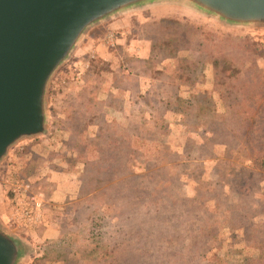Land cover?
Segmentation results:
<instances>
[{
	"label": "rangeland",
	"instance_id": "1",
	"mask_svg": "<svg viewBox=\"0 0 264 264\" xmlns=\"http://www.w3.org/2000/svg\"><path fill=\"white\" fill-rule=\"evenodd\" d=\"M122 19L124 20L120 21L117 26L128 21L131 24L124 30L127 32V39H123L119 44L113 40L116 38V40L121 41L120 34L124 33L120 29L123 27L112 29L107 24L93 29L71 59L56 71L47 92V132L43 136L20 140L10 150L0 167V218L5 219L8 225L7 218L14 207L12 195L8 191V183L10 178L27 179L26 176L29 172L24 164L30 153L27 144L39 139H48L49 145L54 150L51 149L54 158L47 165L50 182H62L64 178L60 173L64 168L75 175L71 187L72 193L68 195L65 202H58L57 204H54L52 200L47 201L45 193L36 190V188L41 189L42 185L46 189L50 188L49 180L46 181L47 183L43 182L42 185L36 181L35 188L30 186L33 193H40L43 196V222L36 226L27 224L17 227L11 226L19 234L25 245L22 264H32L40 255L39 239L47 229L68 222L65 228L77 229L73 233L77 238L89 232L91 229L89 217L96 210L103 213L108 210L106 194L101 189H93V184L97 178L95 168L98 166L97 160H95L97 153L94 145L90 146L86 141L81 145L74 144L79 139L78 136H72V134L77 133L78 130L80 133L85 122H87L86 132L89 138L95 137L100 129L104 130L102 139L95 144L102 154H106L107 157L105 158L108 164L115 166L116 171L120 170V167L124 168L116 173L114 179L110 177L112 171L107 174L105 179L107 186L116 178L122 179L131 174H141L147 172L148 169L152 170V166L148 168L146 165V160L152 157L160 159V152L163 155L170 154L171 156L172 154L168 159L170 164L181 163V171L178 174L181 177V192L186 197H194L197 188L201 186V192L205 197L213 198L216 204L223 202L222 207L219 208H213V201L208 202L207 214L217 215L218 213V215L221 214L219 215L221 218L216 227L218 228L216 235L209 240V251L206 255L215 254L222 259V262L229 264H242L248 257L260 256L263 252L259 248L246 245L241 241V230L244 227L248 229V227L243 226L242 229H239L241 226L239 219L249 213L248 223H258L259 220L264 222V172L254 168V162L247 159L253 153L258 152L257 155H262L264 152V27L226 28L207 16L197 15L188 6L149 8ZM163 39H169L173 45L166 48L165 51H157L162 53L160 57H154L156 54L154 52L152 62L159 68L169 60L180 58L185 60L186 68L194 72L199 65V59H206L205 51L209 50L217 55L226 54L237 63L240 62V67H238L243 72L250 70L251 66L256 64L262 78H258L252 86H249L258 90L246 87L249 91L247 95L253 91V95L258 92L257 94L262 96L259 101L252 100V97L249 100H244L246 109L240 114V117L244 118V125L247 123L252 126L250 135L253 138L249 142H245L246 136L249 134L247 128L243 129L244 133L241 132L239 139H231L229 147H226L221 141L228 138L223 135L220 129H217L219 123H206L205 129L208 131L198 129L194 121L196 117L194 109L187 111L185 126L175 122L178 117L171 111L165 113L166 126L160 129L154 127L151 122L152 111L143 104L137 105L134 97L126 98L122 104H117V102H114L112 106L107 104L106 93L102 87L98 88L101 81L99 75L93 72V64H96L98 60H107L113 65H117L120 60H125L131 56L140 57L137 55V50L140 48L141 51L149 49L144 57L147 58L150 55L152 42L161 43L160 40ZM201 40L206 45L203 49L198 47ZM129 46H132L131 51H127ZM209 64L214 67V73H212V77H214L212 87H214L222 82V77L218 70L217 60ZM101 65L105 67L103 63ZM121 72L119 71L120 74H123ZM137 77L143 80L142 73H139ZM246 79H248L246 75L240 74L235 80H231V84H233L231 88H235L234 85L241 84ZM87 80L91 81V85L86 87ZM199 84L200 82L194 85L195 89H203L198 87ZM95 85H97L96 88ZM148 86L147 81L141 82L140 88L133 90L131 94L142 93ZM188 90L190 88L187 84L182 83L174 89V93L183 96ZM243 91L245 88L241 90V92ZM239 92L236 96H241ZM82 98L91 99L89 104L93 105V111L90 115H86L83 110L84 105L81 102H84L85 99ZM67 110L74 112L73 120L76 121L74 124L70 121L65 123L71 127L70 130L64 128L63 125L62 127L54 124V118L60 117ZM89 116L92 118L89 119ZM131 122H137V125L130 128ZM234 123L235 121L231 120V124ZM212 132L216 134L214 138H212ZM126 136L127 141L131 142L132 148L136 151L131 155L120 156V163L112 162V155L116 152L120 139L123 137V142H126ZM217 139L221 141H217ZM115 140L117 146L107 144V142ZM28 141L31 142L28 143ZM61 143L67 144L66 152L77 151L78 148L80 151L88 149L82 153L81 163L77 169H72L66 163H56L58 148ZM124 150L126 151V149ZM40 165V160H38L35 166L36 170ZM249 170L254 171L253 177H255L250 181L254 184L252 187L242 186L241 181L236 180L238 177L236 175L240 171H247L244 175L250 176ZM30 177L32 178V175ZM101 186L103 187V185ZM230 205V209L233 211L230 210L229 213L226 208ZM241 206H246L247 209H239ZM237 232H241V234L235 236ZM201 263L209 264L207 259H203ZM42 264H64V262L62 259H57L46 260Z\"/></svg>",
	"mask_w": 264,
	"mask_h": 264
},
{
	"label": "trees",
	"instance_id": "2",
	"mask_svg": "<svg viewBox=\"0 0 264 264\" xmlns=\"http://www.w3.org/2000/svg\"><path fill=\"white\" fill-rule=\"evenodd\" d=\"M160 41L162 42H152L150 55L147 58L128 56L129 58L125 57L126 59L120 60L117 65L107 60H98L96 64H93V72L99 75L101 81L98 88L102 87L106 93L107 104L111 106L114 102L122 104L126 98L134 97L137 105L143 104L152 111L151 122L154 127L160 129L166 126L165 113L171 111L178 117L175 122L185 126L187 111L194 109L196 112L194 121L198 129L208 131L205 129L206 123H219L217 129H220L228 139L225 138L226 140L223 141L217 139V141H221L226 147H229L231 139H239L241 132L244 133L247 128L249 134L247 133L245 142H249L253 138L250 135L252 126L247 123L244 125V118L240 117V114L246 109L244 100L252 97V100L259 101L262 96L257 94L258 92L253 95V91L247 95L249 91L246 87L252 86L253 82L262 78L256 64L254 63L250 70L243 72L239 68L240 62L237 63L228 55H217L211 50H203L207 58L199 59L195 73L187 69L185 60L180 58L169 60L159 68L152 62L154 52L156 53L154 57H160L162 54L160 52L173 45L169 39ZM205 46L202 40L198 44L201 49ZM214 60H217L222 82L209 90L195 89L194 85L204 78L206 66ZM101 63L105 67L100 66ZM139 73H142L143 80L138 79ZM240 74L246 75L248 79L234 85L235 88H231L233 85L231 80H235ZM145 81L149 84L146 90L132 95L131 92L139 89L141 82ZM90 83L91 81L87 80L85 86H90ZM182 83H186L190 90L183 96H179L174 93V89ZM94 87L96 88L97 85ZM244 88L246 92H241ZM251 88L258 90L255 87H249ZM238 92L241 96H236ZM89 102L91 99L81 102L86 115H90L93 111V105ZM73 113L67 110L60 117H55V126L63 125L70 130L71 127L65 123L69 121L76 123L73 120ZM91 118L92 116H89V119ZM231 120L235 123L231 124ZM136 123L131 122L130 128L135 127ZM86 124L87 122L83 124L80 133L78 130L77 133L72 134L79 139L74 144L81 145L86 141L90 146L94 145L98 168H95L97 178L93 189H101L106 194L108 210L105 213L96 210L89 217L91 224L89 232L77 238L73 234L77 229L65 228L68 222L62 223L63 226L61 224L47 229L39 239L41 253L32 264H42L43 261L57 259H62L64 264H202L203 259H207L209 264H229L222 262V259L215 254L206 255L209 251V240L216 235L218 229L216 227L221 218L219 216L221 214L218 215V213L217 215L207 214L208 202L213 201V208L222 207L223 202L216 204L213 198L205 197L201 192V186L197 188L194 197H186L181 192V177L178 174L181 171V163L170 164L168 159L172 154L171 156L163 155L162 152H160V159L152 157L146 160V165L148 168L152 166V170L148 169L141 174H131L122 179L116 178L107 186V180H105L107 174L112 171L110 177L114 179L116 173L124 168L120 167V170L116 171L115 166L108 164L106 154H102L97 148L95 143L102 139L104 130L100 129L95 137L89 138ZM215 136L216 134H213L212 138ZM122 138L119 145L116 144V140L107 142L109 145H118L116 152L112 155V162L120 163V156L131 155L136 151L132 148L131 142L127 141V136V143L123 142ZM258 146L260 147V144ZM66 149L67 144L61 143L56 163H66L75 170L81 163L82 153L88 149L80 151L78 148L73 152H66ZM259 149L261 151V148ZM256 153L251 154L247 159L254 162V168L264 172V152L262 155ZM246 172L240 171L236 175L238 176L236 180L241 181L239 183L242 186L252 187L254 182L250 181L255 177H253L254 171L249 170L250 176L244 175ZM230 207L231 205L226 208L229 213ZM239 209L247 208L241 206ZM248 219H250L249 213L239 219L241 225L239 229L243 226L248 227L241 230L240 239L246 245L259 248L263 254L258 257H248L242 264H264V222L259 220L258 223L250 224L247 222ZM240 234L241 232H237L235 236Z\"/></svg>",
	"mask_w": 264,
	"mask_h": 264
},
{
	"label": "water",
	"instance_id": "3",
	"mask_svg": "<svg viewBox=\"0 0 264 264\" xmlns=\"http://www.w3.org/2000/svg\"><path fill=\"white\" fill-rule=\"evenodd\" d=\"M163 6L226 28L264 27V0H0V167L20 140L47 132L51 79L93 29ZM22 241L0 218V264H22Z\"/></svg>",
	"mask_w": 264,
	"mask_h": 264
},
{
	"label": "crops",
	"instance_id": "4",
	"mask_svg": "<svg viewBox=\"0 0 264 264\" xmlns=\"http://www.w3.org/2000/svg\"><path fill=\"white\" fill-rule=\"evenodd\" d=\"M122 20L124 19H119V20L113 21L110 24H108L111 26L112 29L115 27H123L120 29L124 33V34L122 33L120 34L121 41L116 40V38L113 39L116 44L117 43L119 44L120 42H122L123 39H127V32H125L124 30L125 28L131 26L129 21L128 22L125 21L126 23L122 22L120 23L121 26H117V24ZM131 50H132V46H129L127 48V51H131ZM137 51H138L137 55H139L140 57H145L149 49H144L141 51V48H140ZM212 73H214V67L213 65L209 64L205 69L204 80L200 82L198 87L206 89V90L211 89L212 86L214 85V77H212L213 76ZM64 134L67 135V133L65 132ZM30 142L28 141V143ZM27 147L30 153L28 155L29 156L28 160L24 163L25 167L28 169V172H29V174L26 176L27 178L26 181L31 185V187L35 188L34 186H35L36 181H38V184L42 185L43 182L47 183L46 181L49 180L50 173H49V169L47 165L54 158V153H53L54 150L49 145L48 139H39L31 144H27ZM38 160H40L41 165L36 170L35 166L37 165ZM31 175H32V178L30 177ZM60 175L63 176L64 178L62 182H50L49 180L48 184L51 186L50 188L46 189L45 187H43V185L41 189L36 188L37 191H41L45 193V198L47 201L52 200L54 204H57L58 202H65L68 199V195L72 193L71 187L73 185V177H75V175L69 173V171L65 168L62 169V172L60 173Z\"/></svg>",
	"mask_w": 264,
	"mask_h": 264
},
{
	"label": "built area",
	"instance_id": "5",
	"mask_svg": "<svg viewBox=\"0 0 264 264\" xmlns=\"http://www.w3.org/2000/svg\"><path fill=\"white\" fill-rule=\"evenodd\" d=\"M8 185V191L12 195L14 204L13 210L7 218L9 225L14 227L23 224L36 226L42 223V209L44 207L42 194L33 193L30 184L23 179L10 178Z\"/></svg>",
	"mask_w": 264,
	"mask_h": 264
}]
</instances>
